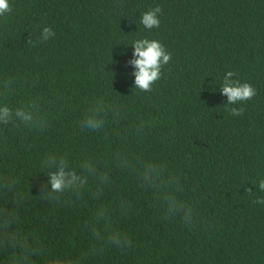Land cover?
<instances>
[{"label":"trees","instance_id":"16d2710c","mask_svg":"<svg viewBox=\"0 0 264 264\" xmlns=\"http://www.w3.org/2000/svg\"><path fill=\"white\" fill-rule=\"evenodd\" d=\"M9 2L12 11L0 16V79L13 78L17 90L7 102L19 106L40 97L50 118L42 133L0 129V173L19 176L30 196L24 229L39 231L53 255L86 250L91 236L84 225L95 202L86 197L55 207L31 198L30 186L39 195L47 180L40 161L49 152L67 153L74 165L91 156L111 168L112 153L124 149L164 162L180 179V195L196 209L197 222L187 227L165 218L134 175L111 168L106 202L114 227L133 244L123 251L106 247L88 264H264V205L254 202L264 199L258 188L264 179V0ZM156 6L161 24L148 30L140 17ZM44 27L55 32L46 42L39 40ZM143 38L160 41L172 55L150 93L133 88L135 69L128 64L133 42ZM228 71L257 94L227 105L220 88ZM96 100L121 107L119 125L109 117L99 132L79 126ZM231 107L244 114L231 115ZM140 121L142 135L125 132ZM121 197L131 205L126 215L116 210Z\"/></svg>","mask_w":264,"mask_h":264},{"label":"clouds","instance_id":"9594fccd","mask_svg":"<svg viewBox=\"0 0 264 264\" xmlns=\"http://www.w3.org/2000/svg\"><path fill=\"white\" fill-rule=\"evenodd\" d=\"M11 11L9 0H0V16ZM161 14V7L151 8L140 17V23L148 30L159 28ZM54 36L52 28L44 27L39 40L46 42ZM132 47L133 58L128 64L135 69L131 73L135 77L133 88L150 93L153 85L161 79L162 68L170 62L172 55L155 39H138ZM234 76V72L228 71L220 88L221 94L227 97V105H239L257 94L253 86L234 80ZM16 90L13 78L0 79V129L11 127L19 131L26 129L44 132L50 118L42 98L32 97L19 106H12L7 99ZM230 114L242 116L244 109L231 107ZM109 117L119 125L124 118L121 107L96 100L86 109L79 126L91 132H99L105 128ZM144 127L145 122L140 121L132 128L125 129V132L139 136L143 134ZM111 168L134 175L139 188L153 193L165 218L179 219L187 227L195 226L196 209L181 197L183 185L164 162L145 160L127 150L118 149L112 153ZM111 168L91 156L82 158L74 165L67 153L55 151L47 153L40 161V173L43 172L47 180L39 185V195H32L30 186L31 198L55 207L74 206L86 197L95 202L91 217L84 225L91 236L90 245L74 257L53 255L39 231L24 229L21 214L30 202V196L21 190L19 176L0 173V201H4L0 204V264H88L90 258L97 256L106 247L122 251L131 248L132 239L126 232L114 227L113 208L106 202V195L113 186ZM258 188L264 192V179L259 181ZM247 192H251V189ZM254 202L264 205V199ZM130 207L129 201L123 197L116 204V210L121 215L128 214Z\"/></svg>","mask_w":264,"mask_h":264}]
</instances>
